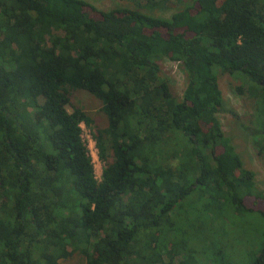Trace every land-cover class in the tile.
Returning a JSON list of instances; mask_svg holds the SVG:
<instances>
[{
	"label": "trees",
	"instance_id": "1",
	"mask_svg": "<svg viewBox=\"0 0 264 264\" xmlns=\"http://www.w3.org/2000/svg\"><path fill=\"white\" fill-rule=\"evenodd\" d=\"M170 2L183 5L162 18L82 0H0V264H58L75 251L85 264H196L192 250L174 261L157 242L169 216L187 224L183 200L188 221L228 206L264 222V196L216 117L217 73L247 80L264 162V0L143 8ZM163 59L185 77L179 100L155 76ZM75 91L105 119L93 133L99 180L81 138L92 120L66 109ZM250 264H264V238Z\"/></svg>",
	"mask_w": 264,
	"mask_h": 264
},
{
	"label": "rangeland",
	"instance_id": "2",
	"mask_svg": "<svg viewBox=\"0 0 264 264\" xmlns=\"http://www.w3.org/2000/svg\"><path fill=\"white\" fill-rule=\"evenodd\" d=\"M82 1L96 10L139 9L162 18H167L183 5L170 2L163 8L149 10L143 8L144 0ZM155 76L167 84L175 99L181 98L185 77L177 63L166 59L159 61ZM217 85L222 97V107L216 114L220 129L238 154L242 168L253 173L255 187L264 196V162L256 153V138L252 134V131L257 129L255 119L257 101L248 91L250 84L239 76L217 73ZM71 107L80 108L92 120L89 128L81 125V138L88 149L94 176L96 180H99L103 163L97 158L93 133L97 128L105 127L100 104L88 94L75 91L70 96V106L66 107L68 112H71ZM107 160H110L109 150H107ZM251 201V199L245 200L246 208L261 207ZM196 202L193 198L192 203L200 209ZM178 206H181L180 217H184L187 224L178 225L179 223L174 222V219L169 216L172 227L165 236L160 232L157 235V242L167 244L168 251L174 255V261L179 260L183 250L194 252L193 257L196 264H250L256 257L259 244L264 238V222L258 215L235 213L228 206H224L219 212L217 211V218L213 217L212 210L210 212L201 211L196 214L195 218L191 217L188 221L189 218L185 217V213L190 209L187 200L181 201ZM210 213H212V218H210ZM207 243L212 246H208ZM218 250L220 253L214 255V252ZM161 259H164V256H161ZM58 264H85V259L82 254L75 251L66 259L60 260Z\"/></svg>",
	"mask_w": 264,
	"mask_h": 264
}]
</instances>
